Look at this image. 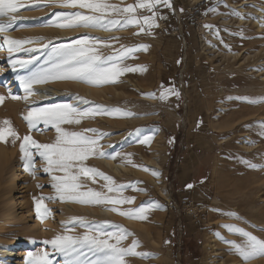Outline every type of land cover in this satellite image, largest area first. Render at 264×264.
I'll use <instances>...</instances> for the list:
<instances>
[{"label": "rangeland", "instance_id": "1", "mask_svg": "<svg viewBox=\"0 0 264 264\" xmlns=\"http://www.w3.org/2000/svg\"><path fill=\"white\" fill-rule=\"evenodd\" d=\"M17 2L20 7L12 14L16 17L12 28L0 33V96L4 97L0 102V121L9 119L21 137L31 135L40 143H52L58 135L52 126L38 123L29 131L22 115L30 108L72 104L81 109L96 106L119 109L115 115H96L84 118L79 125L62 127L76 131L94 128L97 135H102L98 150L116 158L90 157L85 164L125 185L124 196L135 197L134 204L118 207H138L142 202L153 207L146 213V220H138L108 211L104 205L53 200L46 201L51 214L42 221L37 218L33 196L54 195L51 176L43 172L44 162L39 156L35 157V175L26 170L21 141L13 144L9 137L7 142H0L6 156L0 169V202L3 199L14 202L18 218L0 216V247L4 251L14 246L17 255H0V264H28L30 252L45 250L52 264H65L63 255L43 242L62 233L61 222L74 216L100 223L106 231H117L113 225H122L134 233L123 246L138 239L137 251L151 255L129 256L128 264H252L256 261L264 264V256L244 261L225 242L239 243L242 237L221 226L235 224L264 239V209H260L264 207V192L263 197L255 194L254 202L241 206L235 194L242 179L264 174V166L256 167L259 158L264 157V102H259L264 97V0H170L171 8L158 9L163 14L157 20L158 27L138 35L139 28L135 26L113 29L110 33L98 28L55 26L54 22L58 21L55 14L76 11L92 14L88 9L61 7V0ZM109 2L126 6L136 0ZM143 14L149 13L143 11ZM256 20L262 27L260 33L253 31ZM85 34L109 40L111 47L97 45L102 55H111L121 45L149 47L124 60V65L138 70L119 75L115 83L92 86L80 81L53 80L48 83L60 89L58 94L40 97L34 84L36 94L27 99L31 101L22 99V92L27 93L21 77L47 67L46 61L54 47L70 44ZM4 36L32 42L9 51L3 43ZM20 61L31 63L21 68ZM169 89H175L179 95L168 92L160 99L161 92ZM102 159L115 161L123 168L119 172L109 171ZM145 167L157 174L143 170ZM82 179L86 187L106 192L102 188L103 179L97 177L95 183ZM38 184L44 187L39 188ZM6 188L11 189L4 194ZM19 199L27 204L20 205ZM99 208L106 213L99 212ZM255 210L262 220L256 224ZM252 211L254 214L247 217L246 213ZM229 212L236 213L240 219L225 215ZM85 231L84 227H76L72 234ZM92 258L91 253L80 257L81 260Z\"/></svg>", "mask_w": 264, "mask_h": 264}, {"label": "snow or ice", "instance_id": "2", "mask_svg": "<svg viewBox=\"0 0 264 264\" xmlns=\"http://www.w3.org/2000/svg\"><path fill=\"white\" fill-rule=\"evenodd\" d=\"M60 6L88 9L92 14L86 15L79 11L55 14L58 16V21L54 22L55 26L98 28L104 31L135 26L139 28V32L136 33L138 35L158 27L157 20L163 18V14L158 12L159 7L171 8V3L170 0H136L135 3L120 6L110 3L109 0H61ZM19 7L17 0H0V33L12 28L16 20L12 14L16 13ZM143 11L149 14L144 15ZM236 14L239 15V13ZM60 20L63 22H59ZM206 27L211 26L206 25ZM2 39L3 43L8 45L9 51H15L22 44L32 42L12 39L8 36H4ZM97 45L111 47L109 40L90 37L87 34L75 39L70 44L54 47L49 60L46 61L47 67H41L30 72L27 77H21V84L27 93L22 99L27 100L29 96L36 94L33 89L34 84L48 83L53 80L80 81L92 86L115 83L119 75L138 70L135 66L124 65V60L131 57L134 52L146 51L149 47L148 45H121L119 49H113L111 55H102ZM29 63L31 61H20L19 66L26 68ZM139 70L145 69L139 68ZM168 92L179 95L175 89H169L161 92L159 98L164 99ZM150 95L154 96L155 94ZM15 98L13 97V99ZM3 99L4 97L0 96V102ZM248 102L255 103L257 101L249 100ZM259 102H264V97L260 98ZM84 103H89V101L84 100ZM119 112V109H108L105 106L81 109L72 104L30 108L26 115H22V119L28 124L29 131L33 130L38 123L52 126L58 133L52 143H40L31 135L21 137L9 119L0 121V142H7L9 137L12 138L13 144L20 140V150L27 161L26 170L35 175V157L39 156L44 162L43 172L51 176L50 187L54 190V195L33 196L37 218L43 221L51 214V209L47 207L46 201L59 200L61 203L104 205L107 206L108 211L128 219H147L146 213L153 207L152 204L144 205L142 202V205L138 207L127 209L118 207L134 204L135 197L124 196L125 185L117 184L113 177L108 176L95 166L85 164L90 157L116 158L111 153L98 150V142L102 138V135H97L98 130L84 128L76 131L62 127V125H79L84 118L104 114L115 115ZM126 115H131V113H126ZM88 133H92V135H88ZM128 163L131 161L129 160ZM143 170L153 172L154 175L157 174L146 167ZM97 177L105 181L102 188L106 189V192L86 187L82 179L92 180L95 183ZM37 187L42 188L44 185L38 184ZM109 193L117 195L111 196ZM153 203L159 207L158 203ZM225 215L240 219L236 213L229 212ZM61 223L64 231L43 243L51 245L56 252L62 254L65 264H128L126 258L129 256L148 257L151 255L137 251L140 247L138 239H133L126 247L123 246V242L134 233L122 225H113L118 229L117 231H106L100 223L89 222L83 216H74L67 222ZM68 224H71L72 228L67 227ZM221 226L228 232L242 237L239 243L233 240H225V242L231 245L244 261L264 256V239L235 224ZM76 227H84L86 231L81 234H72ZM216 235L220 236V233H216ZM86 253H91L93 258L81 260L80 257L86 256ZM28 264H52V261L50 254L45 250L30 252Z\"/></svg>", "mask_w": 264, "mask_h": 264}, {"label": "bare ground", "instance_id": "3", "mask_svg": "<svg viewBox=\"0 0 264 264\" xmlns=\"http://www.w3.org/2000/svg\"><path fill=\"white\" fill-rule=\"evenodd\" d=\"M200 0H197V2H199ZM261 12V11H260ZM259 13V12H258ZM18 14H22V12H20V13H18ZM24 14V13H23ZM22 14V15H23ZM260 14V13H259ZM261 15V14H260ZM261 18V17H260ZM4 19H7V18H4ZM257 21V20H256ZM255 27V29L253 30L254 31V33H260L261 31H262V27H261V24H260V21H257L256 22V26H254ZM85 29V28H84ZM88 29V28H87ZM95 31H101V30H97V29H94ZM102 32H104V33H110L111 31H102ZM8 35H12V33L10 34H8ZM35 88L37 89V91L39 92V96L40 97H45L44 95H46V94H50V95H55V94H58L59 92H60V89L56 86L55 87V85H53V84H50V83H43V84H37V85H35ZM26 94L24 93V92H22V96H25ZM31 101V99L30 100H27L26 102H30ZM220 128V127H219ZM217 129V128H216ZM217 131H219V130H217ZM157 144V143H156ZM158 146V145H157ZM262 147H260V151L261 150H263V149H261ZM264 151V150H263ZM258 153V152H257ZM260 154H261V152H259ZM259 153H258V155H259ZM264 153V152H263ZM255 155V154H254ZM260 156V155H259ZM261 156H262V154H261ZM5 152H4V150L2 149V148H0V169L1 168H3V165H4V161H5ZM141 157H142V155H141ZM139 158V157H138ZM253 158V157H252ZM260 160L258 161V162H256L257 163V165H256V167H257V169H261V167L262 166H264V157L263 158H259ZM103 161V163H105V165H104V167H108L107 169L110 171V169L111 170H113V171H115V172H119L122 168H123V166L122 165H120V164H117V163H115V161H112V160H109V159H102ZM148 160H146L145 162H147ZM155 161H156V159H155ZM136 162V161H135ZM153 161L150 159L149 160V164H151ZM138 163V162H137ZM147 165V164H146ZM241 166V165H240ZM244 166H245V164H244ZM243 167V166H242ZM249 167V166H248ZM105 168V169H106ZM244 169V168H243ZM248 169V168H247ZM237 170V169H236ZM250 171H251V169H250ZM112 172V171H111ZM236 173H238V171L236 172ZM240 173H242V171L240 172ZM239 173V174H240ZM256 173L257 172H255V174L254 175H256ZM242 175V174H241ZM14 176H15V174H14ZM14 176H12V177H14ZM249 178V177H248ZM248 178H244V179H242L241 180V182H240V184H238V186H237V188H235V194L237 195V198H239V200L237 201V202H239L238 204L241 206V205H245V204H249L250 202H254L253 200H254V195L255 194H258V193H260L259 195H256V197L258 196L259 198H261V197H263L262 196V193L264 192V174H263V176H259V175H257V176H253L252 175V179H251V177L248 179ZM2 180V177H1V175H0V181ZM219 183V182H218ZM234 188V187H233ZM233 188H231V189H233ZM11 189V188H10ZM10 189L9 188H6L5 189V191H4V194H7V193H9L10 192ZM234 191V190H233ZM263 191V192H262ZM230 193V192H229ZM234 194V195H235ZM3 195V194H2ZM21 197V196H20ZM232 197V196H231ZM235 197V196H234ZM237 198H235V199H237ZM7 199H3V201L2 202H0L1 203V205H0V216L2 217H6L7 215H13V217L14 218H18V214L16 215V213L14 212V202H12L13 204H11V203H9V201H6ZM12 200V199H11ZM20 200V199H19ZM262 200V199H261ZM217 201H218V199H217ZM256 201V200H255ZM262 202V201H261ZM25 203H26V200H23V201H19V204L20 205H25ZM257 203V202H256ZM27 204V203H26ZM231 205V204H230ZM67 206L68 207H70L71 206V204H67ZM233 206V205H232ZM235 206V205H234ZM83 207V206H82ZM243 208V207H242ZM86 210L88 209V208H85ZM100 209V208H99ZM260 209H264V207H262V208H260ZM260 209H258V210H260ZM234 210V209H233ZM257 210V211H258ZM256 210H255V213L257 212ZM261 211V210H260ZM99 212H104V210H102V208L99 210ZM253 212V213H252ZM250 214H248V212L246 213L247 214V217H251L253 214H254V211H252ZM104 213H106V212H104ZM257 214V213H256ZM258 215L260 216V213H258L257 214V216L256 215H254L253 217L256 219H254V224H256V223H258V221L260 220V221H262L259 217H258ZM17 216V217H16ZM8 217H10V216H8ZM12 217V216H11ZM245 217V216H244ZM20 218H21V215H20ZM7 219V218H6ZM5 219V220H6ZM245 220V219H244ZM14 221V220H13ZM259 223H262V222H259ZM253 224V223H252ZM257 226H259V225H257ZM255 227V226H254ZM242 228V227H241ZM14 247V246H13ZM13 247L12 248H9V249H6V250H2V247H0V255H8L7 257H13V255H17L16 254V252H14V249H13ZM16 250H18V249H16ZM234 263V262H233ZM232 263V264H233ZM234 264H247L246 262H235ZM252 264H261L260 263V261H256V262H254V263H252Z\"/></svg>", "mask_w": 264, "mask_h": 264}]
</instances>
